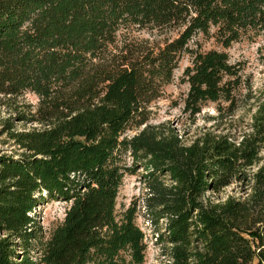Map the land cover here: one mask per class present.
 Masks as SVG:
<instances>
[{
    "label": "trees",
    "instance_id": "obj_1",
    "mask_svg": "<svg viewBox=\"0 0 264 264\" xmlns=\"http://www.w3.org/2000/svg\"><path fill=\"white\" fill-rule=\"evenodd\" d=\"M210 27L224 47L264 46V0H0V105L12 110L0 133L17 147L0 149V264H142L136 200L114 207L138 167L166 264H264V97L238 136L205 129L183 142L148 119L184 52L188 117L207 101L228 115L249 95L238 61L190 45ZM24 92L31 110L15 99ZM241 181L242 197H203ZM45 198L67 203L46 236L34 212Z\"/></svg>",
    "mask_w": 264,
    "mask_h": 264
},
{
    "label": "rangeland",
    "instance_id": "obj_2",
    "mask_svg": "<svg viewBox=\"0 0 264 264\" xmlns=\"http://www.w3.org/2000/svg\"><path fill=\"white\" fill-rule=\"evenodd\" d=\"M214 27H210L207 34L197 32L190 40V45L194 46L196 41L201 50L215 48L224 50L230 61H238L241 64L242 76L248 81L249 95L239 97L235 109L228 115L218 113L215 102H205L200 110L192 117H188L182 111V97L184 96L187 83L180 81L182 68L189 63L188 53L180 54L176 67L172 70V79L163 87V93L150 104L149 122L157 124L163 122L165 125L173 126L183 142H189L195 135L203 130L229 131L234 136H238L245 129L246 123L250 120V114L258 99L264 97V46L258 37H241L232 41L228 46H222L216 39ZM17 102L30 104L29 109L36 103V96L31 92H24L15 98ZM221 105L225 103H219ZM12 115V110L6 105H0V117ZM15 129H28L36 123L12 119ZM142 125H140L141 127ZM139 127V128H140ZM138 128L126 130L125 134H131ZM17 148L11 141L6 139L5 133H0V149L10 152ZM17 151V149H16ZM14 151V152H16ZM260 153H264V147ZM125 161L130 162L129 156ZM256 166H252V169ZM144 170L138 167L133 173H125L118 186L115 197V212L119 214L121 210L132 200H136L135 223L144 232L143 242L145 243L144 258L142 264H166L167 256L164 254L165 247L154 243L155 232L149 225L144 214L142 195L145 190L141 181ZM249 190V186L241 182H232L218 189L217 191H206L204 198L211 200H221L228 195L242 197ZM66 202L56 198H45L34 208L38 214V220L42 227L44 236L48 235L51 228L62 218ZM159 226L163 223L159 221Z\"/></svg>",
    "mask_w": 264,
    "mask_h": 264
}]
</instances>
